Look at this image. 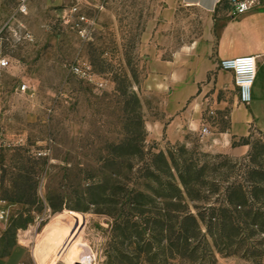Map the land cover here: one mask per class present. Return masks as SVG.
I'll return each mask as SVG.
<instances>
[{
    "label": "rangeland",
    "instance_id": "rangeland-1",
    "mask_svg": "<svg viewBox=\"0 0 264 264\" xmlns=\"http://www.w3.org/2000/svg\"><path fill=\"white\" fill-rule=\"evenodd\" d=\"M174 5L0 0V264H41L61 229L47 264H264V133L231 137L229 93L171 140L167 99L150 89V61L172 55L167 26L190 24ZM181 177L202 235L167 200L186 193Z\"/></svg>",
    "mask_w": 264,
    "mask_h": 264
},
{
    "label": "crops",
    "instance_id": "crops-1",
    "mask_svg": "<svg viewBox=\"0 0 264 264\" xmlns=\"http://www.w3.org/2000/svg\"><path fill=\"white\" fill-rule=\"evenodd\" d=\"M168 13L174 23L189 18L188 26H167L172 43L166 60L150 61V89H161L167 99L166 113L171 118L165 132L177 141L186 128L202 118L201 106L209 100L234 97L230 114L232 138L246 136L253 128L264 133V4L246 14L232 15L227 0H173ZM180 17V18H179ZM169 20V19H167ZM170 22V20H169ZM162 28L149 41L156 43L163 36ZM182 35V43L177 38ZM168 41H170L168 39ZM255 56L257 75L252 88V101L242 105L238 98L234 74L220 68L222 60ZM198 99L194 112L191 100ZM220 109L223 104L217 103Z\"/></svg>",
    "mask_w": 264,
    "mask_h": 264
},
{
    "label": "built area",
    "instance_id": "built-area-1",
    "mask_svg": "<svg viewBox=\"0 0 264 264\" xmlns=\"http://www.w3.org/2000/svg\"><path fill=\"white\" fill-rule=\"evenodd\" d=\"M231 9L232 15L246 14L264 4V0H227ZM78 8L73 9L76 12ZM85 18L82 17L81 21ZM10 61L7 59L0 61V67L7 69L10 67ZM220 68L231 71L234 74L235 85L238 88V98L242 105H247L252 101V88L254 86L257 75V58L255 56H245L234 59L222 60ZM73 73L85 77L87 72L81 67L77 66L73 69ZM29 89L27 85H23L21 90L26 92ZM210 130L205 127L202 131V136L209 135ZM9 217V211L4 204H0V225L5 223Z\"/></svg>",
    "mask_w": 264,
    "mask_h": 264
},
{
    "label": "trees",
    "instance_id": "trees-1",
    "mask_svg": "<svg viewBox=\"0 0 264 264\" xmlns=\"http://www.w3.org/2000/svg\"><path fill=\"white\" fill-rule=\"evenodd\" d=\"M173 183L175 184V186H178V182L176 180V178H172ZM181 181L184 184V186L186 187V193H184L183 191H181L180 189H178L177 187V194L171 197H167V200L170 201L171 203H175V204H181L184 206L183 211L181 212H177V210H175L173 213L175 215H177V218L179 219H183L184 222H187L188 224L190 223L193 228L196 230L198 235H202V231H203V225L206 224V220L204 218V215L201 213V211L198 208V215L193 214L188 207V200L192 201V202H196V198L192 195V193L190 192L189 188H188V183L187 181L181 177ZM211 210L215 211V208L210 207ZM186 230H183V232ZM204 237V235H203ZM186 240V239H185ZM186 242H188V240H186Z\"/></svg>",
    "mask_w": 264,
    "mask_h": 264
},
{
    "label": "bare ground",
    "instance_id": "bare-ground-1",
    "mask_svg": "<svg viewBox=\"0 0 264 264\" xmlns=\"http://www.w3.org/2000/svg\"><path fill=\"white\" fill-rule=\"evenodd\" d=\"M54 230H57V229H54ZM66 233H67V230H65V229L62 230L61 229V230H57L56 232L52 233L51 235H48V234H47V236L44 235L47 238L44 241H41L43 246H42V249H40L38 251V256H39L41 264H47L49 262V258L52 259L54 257V254H55L56 250L58 248H60V246H62L63 242L65 241ZM47 239L48 240L51 239L50 242L52 243L53 247L46 249L47 242L49 243V241ZM22 242L24 244H28L29 243L27 237H25V238L23 237ZM43 249H46L45 250L46 252L43 251ZM44 252L47 253V254L44 255Z\"/></svg>",
    "mask_w": 264,
    "mask_h": 264
}]
</instances>
